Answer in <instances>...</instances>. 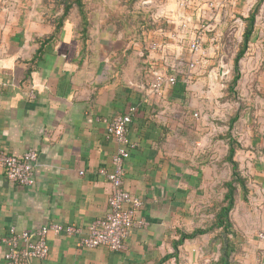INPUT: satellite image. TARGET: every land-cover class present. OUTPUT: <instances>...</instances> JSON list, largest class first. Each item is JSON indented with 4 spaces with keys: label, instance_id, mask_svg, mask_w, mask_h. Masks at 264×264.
Returning a JSON list of instances; mask_svg holds the SVG:
<instances>
[{
    "label": "crops",
    "instance_id": "0c3cea01",
    "mask_svg": "<svg viewBox=\"0 0 264 264\" xmlns=\"http://www.w3.org/2000/svg\"><path fill=\"white\" fill-rule=\"evenodd\" d=\"M59 1L61 12L45 16L30 0H0V150L38 154L32 185L7 181L0 168V237L11 226L35 230L49 223L72 224L86 234L104 218L111 185L97 170L112 171L117 149L107 123L134 108L124 188L142 200L136 217L146 225L133 226L119 251L79 248L75 237L49 233L47 257L25 264H203L208 258L201 250L217 230L174 249L181 233L211 226L205 224L214 200L210 162L183 153L190 97L177 85L162 96L149 89L151 71L182 61L181 45L192 37L201 8L171 14L168 29L142 27L131 35L104 23L87 32L81 16L71 18V8L62 16ZM150 39L163 48L150 50ZM4 251L0 242V264H7Z\"/></svg>",
    "mask_w": 264,
    "mask_h": 264
},
{
    "label": "rangeland",
    "instance_id": "374dc122",
    "mask_svg": "<svg viewBox=\"0 0 264 264\" xmlns=\"http://www.w3.org/2000/svg\"><path fill=\"white\" fill-rule=\"evenodd\" d=\"M30 1L43 6L37 8L43 10L45 16L57 15L62 10L59 0ZM179 1L83 0L89 22L87 32L104 23L112 24L117 28L115 31L131 35H138L142 27L150 33L157 28L168 29L165 20L171 14L186 12L193 6L204 11L203 16L198 15L197 25L210 24L211 27L202 37L201 56L194 54L189 47L195 36L194 30L192 37L185 40L181 37L182 61L179 59V65L173 69L171 61H168L166 70L159 72L176 74L175 85L182 88L183 97H190L186 122L189 131L182 142L183 153L188 158H206L210 162L206 176L208 185L213 186L214 200L207 209V227L215 220L222 204L226 192L224 183L231 179V166L225 160L229 141L227 134L230 119L238 116L230 132L239 145L235 159L246 180L248 192L244 194L237 185L236 203L231 214L230 238L235 244L231 264H264V240L259 236L264 232V0L256 15L248 48L239 63L240 78L232 87L233 59L243 39L246 18L257 0H228L226 3L216 0L217 7L212 10H206L207 0H192L189 5H181ZM70 14L71 18L79 21L76 5ZM184 17L183 13L181 18ZM184 32L181 31L182 36L187 35ZM149 43L163 44L152 39ZM196 57L200 61L191 72L188 63ZM209 234L211 239L206 249L201 250V258H208L203 264H219L221 242L214 232Z\"/></svg>",
    "mask_w": 264,
    "mask_h": 264
},
{
    "label": "built area",
    "instance_id": "2783aa9c",
    "mask_svg": "<svg viewBox=\"0 0 264 264\" xmlns=\"http://www.w3.org/2000/svg\"><path fill=\"white\" fill-rule=\"evenodd\" d=\"M192 0H181V5H189ZM226 3L228 0H219ZM216 0L206 1V10L217 7ZM201 11V10H200ZM200 12L199 17L203 16ZM184 29L186 23L181 22ZM210 24H200L195 28V36L190 41L189 47L194 54L201 56L202 37L204 32L210 29ZM150 50L161 49L160 44H150ZM199 57L192 58L188 63L191 72L197 68ZM152 79L149 84L150 91L156 96H162L165 90L172 87L177 82V75H167L166 72L151 71ZM130 108L128 113L115 116L107 123V135L117 143L116 152L112 155L111 162L113 169L107 171L99 168L97 173L105 176L111 185L108 197V211L104 218L95 219L87 228L86 234H82V229L72 224L49 223L35 230H18L11 226L6 233L0 237L1 244L5 247L3 259L7 264H25L30 259H44L49 253L47 236L65 235L75 237V245L79 248L104 247L111 251H119L125 247V240L130 229L135 225H146L145 219H137L136 214L143 206L142 200L131 194L124 188V162L130 156V149L133 144L129 142L128 132L132 117ZM38 154L36 150L29 149L22 155L17 156L0 150V168L7 181L29 186L34 182V168ZM80 174H83L81 171ZM264 240V232L260 235Z\"/></svg>",
    "mask_w": 264,
    "mask_h": 264
},
{
    "label": "trees",
    "instance_id": "16d2710c",
    "mask_svg": "<svg viewBox=\"0 0 264 264\" xmlns=\"http://www.w3.org/2000/svg\"><path fill=\"white\" fill-rule=\"evenodd\" d=\"M63 4V14L62 16H66L74 5L77 6L79 14L81 16L82 24L85 26V28L88 26V19L86 17L85 11H84V2L83 0H61ZM263 0H257L255 2L254 8L249 13L248 17L246 18V28L243 33V39L240 45V48L238 49L234 59H233V71H234V77L231 81V87L234 86L238 79L240 78V68L239 63L243 55L245 54L248 43L251 39L254 25H255V19L256 15L260 9L261 3ZM238 120V116L235 115L230 119L229 123V130L227 134L228 138V150L227 154L225 156L226 162H228L231 166V179L224 183V186L226 188V192L222 198V204L219 206L218 211L215 215V220L211 224L210 227L202 229L198 228L192 231L191 233H181L180 238L174 242V249L176 253V248L179 243L183 242L184 239L187 238H193L196 235L208 233L211 230H217L218 233L216 234V237L221 242L220 247V259L219 264H231V253L235 250V244L230 238V230L233 226L232 220H231V211L234 208L235 205V192L237 190V185L242 189L243 193L246 194L248 192V188L246 185V180L242 176L239 168V163L235 159L236 155V148L239 146L237 142L234 140L230 130L232 129L234 123ZM172 256V255H170ZM170 256H166L164 260L168 259Z\"/></svg>",
    "mask_w": 264,
    "mask_h": 264
}]
</instances>
